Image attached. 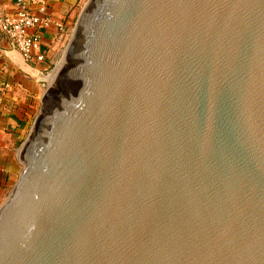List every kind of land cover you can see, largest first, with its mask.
Instances as JSON below:
<instances>
[{
    "label": "water",
    "instance_id": "95a60500",
    "mask_svg": "<svg viewBox=\"0 0 264 264\" xmlns=\"http://www.w3.org/2000/svg\"><path fill=\"white\" fill-rule=\"evenodd\" d=\"M18 154L0 264H264V0H89Z\"/></svg>",
    "mask_w": 264,
    "mask_h": 264
},
{
    "label": "crops",
    "instance_id": "0c3cea01",
    "mask_svg": "<svg viewBox=\"0 0 264 264\" xmlns=\"http://www.w3.org/2000/svg\"><path fill=\"white\" fill-rule=\"evenodd\" d=\"M79 0H32L31 7L40 3L47 7L52 24L43 31V48L46 61L27 62L22 54L12 48L0 30V198L16 161L20 162L19 143L30 123L32 108L41 100L45 90L44 80L38 75L44 73V65H51L59 53V45L73 10ZM15 0H0V15L15 10ZM18 148V149H17Z\"/></svg>",
    "mask_w": 264,
    "mask_h": 264
},
{
    "label": "built area",
    "instance_id": "2783aa9c",
    "mask_svg": "<svg viewBox=\"0 0 264 264\" xmlns=\"http://www.w3.org/2000/svg\"><path fill=\"white\" fill-rule=\"evenodd\" d=\"M31 3L32 0H15V10L0 15V30L10 46L18 50L27 62L43 64L46 52L42 35L50 27L52 20L45 4L40 3L35 9L31 7ZM49 68L50 65H44L46 76ZM43 82L47 87L48 79Z\"/></svg>",
    "mask_w": 264,
    "mask_h": 264
},
{
    "label": "rangeland",
    "instance_id": "374dc122",
    "mask_svg": "<svg viewBox=\"0 0 264 264\" xmlns=\"http://www.w3.org/2000/svg\"><path fill=\"white\" fill-rule=\"evenodd\" d=\"M88 1L89 0H79V2L77 3V5L75 6V8L73 10V14L71 16L70 23L67 26V28L64 32V35L61 39V43L59 45V53L57 55V58L50 65V68L47 70L46 79H48V83L53 81V80H51L50 76H52V74L55 72V70L57 68L60 69V66H61L63 59H64V56H65L66 48L68 46L69 41L72 38L77 19H78L79 15L81 14L83 8L88 3ZM44 88H45V86H44ZM40 108H41V100H37L34 104V107L32 108V114L30 116L29 126L26 129L21 142L19 143V147L23 143V141L26 140L28 138V136L30 135L31 130H32L33 125H34V122H35V119L38 116V114L40 113ZM24 168H25V165L22 163V161L20 160V162H19L17 160L16 165H15V169L12 170V172L10 174L8 184L5 188V193L0 198V206L6 201V199L8 198L10 193L12 192V190L15 187L16 183L18 182L19 177H20L22 171L24 170Z\"/></svg>",
    "mask_w": 264,
    "mask_h": 264
},
{
    "label": "bare ground",
    "instance_id": "6f19581e",
    "mask_svg": "<svg viewBox=\"0 0 264 264\" xmlns=\"http://www.w3.org/2000/svg\"><path fill=\"white\" fill-rule=\"evenodd\" d=\"M58 68L55 70V72L52 74V76H50L51 80H54V78L56 77V72H58Z\"/></svg>",
    "mask_w": 264,
    "mask_h": 264
}]
</instances>
